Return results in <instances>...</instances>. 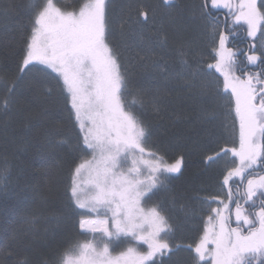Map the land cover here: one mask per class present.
Here are the masks:
<instances>
[{
	"label": "snow or ice",
	"instance_id": "obj_1",
	"mask_svg": "<svg viewBox=\"0 0 264 264\" xmlns=\"http://www.w3.org/2000/svg\"><path fill=\"white\" fill-rule=\"evenodd\" d=\"M107 9L108 0H0V15L27 18L14 67L0 70V113L17 106L30 113L55 99L58 118L72 128L70 135L48 136L47 170L36 188L43 201L40 188L50 191L62 173L73 229L63 251L45 264H169L185 248L189 264H264V0H194L191 18L202 29V48L181 46L175 63L166 59V34L141 39L137 58L161 78L152 88L134 83L110 42ZM128 12L127 22L133 13L136 21L149 19L139 0H130ZM174 82L221 101L219 112L203 116L207 124L220 120L209 129L216 147L204 157L207 167L219 166L218 187L196 197L199 214L181 206L200 221L199 238L186 246L168 202L158 198L170 191L184 157L170 161L150 147L141 115L146 107L160 112ZM25 86L30 97L21 92ZM43 115L52 118L46 109ZM31 123L27 118L25 127ZM57 150L70 157L67 167L52 155ZM6 173L0 168V180ZM39 222L38 216L22 220ZM12 259L11 245L0 247V264Z\"/></svg>",
	"mask_w": 264,
	"mask_h": 264
},
{
	"label": "trees",
	"instance_id": "obj_2",
	"mask_svg": "<svg viewBox=\"0 0 264 264\" xmlns=\"http://www.w3.org/2000/svg\"><path fill=\"white\" fill-rule=\"evenodd\" d=\"M76 2L62 0L67 5ZM83 2L79 0V3ZM129 3L130 0H108L110 42L129 68L134 83L152 88L161 78L150 66L144 67L137 58V45L141 39L147 41L166 34V59L175 63L176 49L181 46L192 44L195 47L199 44L202 48V29L199 22L191 18L190 6L194 0H169V5H165L163 0H139L149 14L146 23L136 21L135 13L132 14L133 20L127 22ZM222 11L217 13L221 20L225 12ZM26 23L27 18L16 13L0 15V70L14 67L20 26ZM171 87L170 93L164 96L160 112L146 107L141 115L150 133V147L158 149L170 161L180 155L184 157L182 171L168 182L170 191L161 192L158 198L168 202L173 222L179 228L177 235L186 246L199 238L200 221L186 217L181 206L195 208L199 214L201 205L196 197L215 192L218 187L219 166L207 167L204 157L216 147L209 143V129L218 126L220 120L207 124L203 116L207 112H219L221 101L203 97L195 90L184 89L176 82ZM21 92L25 97L32 94L27 86ZM45 109L52 118L44 117ZM60 113L61 107L55 99L36 104L30 113L22 112L19 106L13 107L7 115L0 113V168H7V178L0 180V247L11 245L13 257L7 264H15L16 260L45 264L54 254L63 251L67 239L73 235L63 198L62 173H57L50 191L40 188L45 197L43 201L36 192L47 170L42 165L49 156L48 136L51 133H72L67 120L58 118ZM27 118L32 123L26 128ZM52 155L67 167L70 157L64 150H57ZM172 197H175V204ZM26 216H38L40 222L33 226L26 225L22 223ZM58 218L63 219L58 223ZM189 258L190 253L185 248L173 255L169 264H189Z\"/></svg>",
	"mask_w": 264,
	"mask_h": 264
},
{
	"label": "rangeland",
	"instance_id": "obj_3",
	"mask_svg": "<svg viewBox=\"0 0 264 264\" xmlns=\"http://www.w3.org/2000/svg\"><path fill=\"white\" fill-rule=\"evenodd\" d=\"M222 10H223V11H226V10H224V9H222ZM223 11H222V12H223ZM224 13H225V12H224ZM213 206H214V205H213ZM214 207H215V206H214ZM144 247H146V246H144ZM117 251H119V249H118Z\"/></svg>",
	"mask_w": 264,
	"mask_h": 264
},
{
	"label": "flooded vegetation",
	"instance_id": "obj_4",
	"mask_svg": "<svg viewBox=\"0 0 264 264\" xmlns=\"http://www.w3.org/2000/svg\"><path fill=\"white\" fill-rule=\"evenodd\" d=\"M223 14V13H222ZM222 18H224V14L222 15ZM223 20V19H222ZM241 46V45H240Z\"/></svg>",
	"mask_w": 264,
	"mask_h": 264
}]
</instances>
